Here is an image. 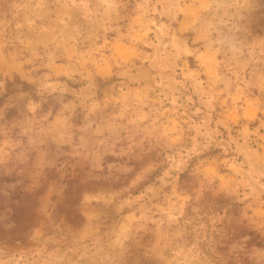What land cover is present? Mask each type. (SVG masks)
<instances>
[{"label":"rangeland","instance_id":"374dc122","mask_svg":"<svg viewBox=\"0 0 264 264\" xmlns=\"http://www.w3.org/2000/svg\"><path fill=\"white\" fill-rule=\"evenodd\" d=\"M202 4L0 0V264H264V10Z\"/></svg>","mask_w":264,"mask_h":264},{"label":"clouds","instance_id":"9594fccd","mask_svg":"<svg viewBox=\"0 0 264 264\" xmlns=\"http://www.w3.org/2000/svg\"><path fill=\"white\" fill-rule=\"evenodd\" d=\"M264 0H203L191 25L203 49L226 56L243 53L251 23Z\"/></svg>","mask_w":264,"mask_h":264},{"label":"trees","instance_id":"16d2710c","mask_svg":"<svg viewBox=\"0 0 264 264\" xmlns=\"http://www.w3.org/2000/svg\"><path fill=\"white\" fill-rule=\"evenodd\" d=\"M17 79H16V83H20V80L19 79L17 80ZM22 86H23L24 92H29L32 90V87H30L26 83H22ZM12 87H13V83H11L10 81H7V84L5 87L6 92L2 97H0V108L4 105L3 102L12 94L11 92ZM13 111H15V109L8 110V115L12 113Z\"/></svg>","mask_w":264,"mask_h":264}]
</instances>
